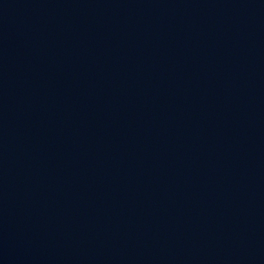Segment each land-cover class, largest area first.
Segmentation results:
<instances>
[{
	"label": "water",
	"instance_id": "1",
	"mask_svg": "<svg viewBox=\"0 0 264 264\" xmlns=\"http://www.w3.org/2000/svg\"><path fill=\"white\" fill-rule=\"evenodd\" d=\"M0 264H264V0H0Z\"/></svg>",
	"mask_w": 264,
	"mask_h": 264
}]
</instances>
